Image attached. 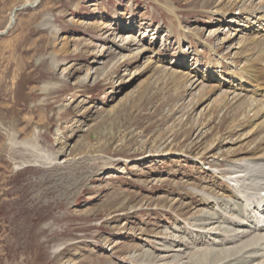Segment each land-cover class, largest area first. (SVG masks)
<instances>
[{
	"label": "rangeland",
	"instance_id": "rangeland-1",
	"mask_svg": "<svg viewBox=\"0 0 264 264\" xmlns=\"http://www.w3.org/2000/svg\"><path fill=\"white\" fill-rule=\"evenodd\" d=\"M156 1L0 0V264H264L263 234L224 240L239 201L220 191L264 153V110L230 118L237 94L264 106L231 76L264 26Z\"/></svg>",
	"mask_w": 264,
	"mask_h": 264
},
{
	"label": "bare ground",
	"instance_id": "bare-ground-1",
	"mask_svg": "<svg viewBox=\"0 0 264 264\" xmlns=\"http://www.w3.org/2000/svg\"><path fill=\"white\" fill-rule=\"evenodd\" d=\"M37 0H35L36 2ZM155 1L157 4L158 2L156 0H153ZM256 0H233V1H226V0H220L218 2V4L216 5V9L213 10V13H219L221 14L222 16H225L223 17V19L220 20V23L222 24H226V23H230L232 24L235 23L236 26L240 27V30L242 29H249L252 33H255V30H251V25L252 26H255L254 23H258L259 25H262L264 26V0H258L257 2H255ZM239 4H241L239 6ZM163 10L165 12H167L168 14H170L171 16L173 17H176V9L173 7V5L169 4L168 2H163L162 4H159ZM237 9V11L239 10V14L236 18L235 21H231V20H226V16L227 15H231V13L233 11H235ZM229 17V16H228ZM11 21V19H10ZM10 23V22H9ZM46 26V25H45ZM259 28V27H257ZM259 30V29H258ZM220 29L219 28H216L214 33L218 34L220 33ZM174 32V31H173ZM222 32V31H221ZM172 34V32H171ZM259 33L257 32L256 35H252L253 37L250 39V43L246 45V48L244 50V52L242 53L243 55H241V59H243V65L242 67H237V66H232L234 67L233 69L235 70L231 76L234 77L235 79L239 80V81H247L249 82L248 85H250L253 89H255L256 91H258L260 93V95L264 96V45H262V43L258 40H261V35L260 37H258V39H254ZM181 40V38H179V41ZM130 42L132 41H128V45L130 44ZM223 42H225V40H223ZM212 63V62H211ZM182 64V63H181ZM217 65H219V63H216ZM213 65V64H211ZM181 66V65H180ZM176 74H172V77L175 79ZM212 76V75H211ZM180 78V76L178 77ZM178 83V82H177ZM252 93V92H251ZM251 97H252V94H250ZM250 98H247L246 101H240L241 100V97H240V94H237L235 95V99H236V104H235V107H233V111H232V114L230 116V118H232V121L231 123L236 126L235 128H237L240 124H243L242 121H239V116L240 114H242L243 112H245L247 109H252V107L254 106L255 107V104L256 103V108H253L255 109L254 113V118L257 116L258 113H260L261 110H264V106H259L257 105V103L259 102L258 100H255V99H251ZM223 102V100H222ZM238 102V103H237ZM227 103V102H226ZM234 104V103H233ZM226 105V104H225ZM248 111V110H247ZM252 114V115H253ZM244 125V124H243ZM262 127L263 129V132H264V124H261V125H257L256 128L252 131V135L256 134L259 130V128ZM232 128V127H230ZM261 129V128H260ZM262 132V131H261ZM231 134L234 135L235 134V130L231 131ZM264 135V133H263ZM261 136V135H260ZM263 138H261L260 140H258V143L259 144H264V136H262ZM178 138V137H177ZM263 149V148H262ZM262 149H259L258 147H254L251 152L252 154H254V156H252L251 160L247 161L248 163H239V165L236 164V166H234L235 170L236 169H239V170H243L245 174H242L239 175L240 176H237L235 175L234 178L231 180L232 184H236L234 185V189H227V188H223V186L221 185L220 186V191H228L230 193V197H234L236 198L239 202L236 203V207L233 209V210H230L229 213H231V211L236 214L238 217L236 219L238 220H234L232 218H228L226 216V221L232 226L234 227L233 231L234 234L232 235H226L225 238L223 237L222 234H220V236H222L224 238V240L227 241L228 244H231L234 243L235 241H239L237 239H239L240 237H243V234L244 233H257L258 236L260 234H263L262 236H259L260 240H258L260 243H262L261 241L264 239V188H261L260 191H258L259 193L257 194H249L247 192H245L244 190L247 189V188H244V190H242V187L243 185H241V183H245V181L247 182H251V181H254L257 177H259L261 174H264V153L263 155L261 156H258L257 153L258 151L262 150ZM250 152V153H251ZM236 156V155H235ZM258 156V157H257ZM233 157V156H232ZM231 158V157H230ZM233 162V161H232ZM202 163V162H201ZM236 163V162H235ZM232 164V163H231ZM232 170V168H231ZM234 172V171H233ZM237 173V172H236ZM242 173V172H241ZM224 174L228 175V174H231V171L229 173V171H224ZM234 175V174H232ZM221 178H220V177ZM261 176H264V175H261ZM214 177L217 178V179H223L225 180V177L223 178L222 177V174L220 173H216V175L214 174ZM230 178V179H231ZM228 178V180H230ZM227 180V178H226ZM260 180V179H259ZM258 180V181H259ZM261 181V180H260ZM236 182V183H235ZM257 182V181H256ZM263 182V181H262ZM253 183V182H252ZM261 183V182H260ZM264 183V182H263ZM248 184V183H247ZM255 184V182H254ZM253 185V184H252ZM263 185V184H261ZM244 186H246L244 184ZM248 186V185H247ZM251 186V185H249ZM258 186V184H257ZM264 186V185H263ZM250 188V187H249ZM254 189L256 187H253ZM260 188V186H259ZM258 188V189H259ZM241 189V190H240ZM235 192H234V191ZM247 191V190H246ZM234 192V194H233ZM208 193V192H207ZM214 193V192H212ZM214 194H217V193H214ZM212 194V195H214ZM211 196V195H210ZM223 197V195L221 196ZM220 197V198H221ZM219 196H218V203H222L221 200L219 201ZM213 199V198H212ZM217 200V199H216ZM216 200H214L216 202ZM201 201H204V202H207L206 204L204 203H201V204H204L206 206L208 205H211V203H214L213 200L211 201V199L205 197V199H201ZM199 201V202H201ZM217 203V202H216ZM212 204V208L214 209L216 206ZM231 204V203H230ZM234 204V203H233ZM229 207V206H228ZM225 208V207H224ZM216 209V208H215ZM229 209V208H228ZM232 209V208H231ZM217 211V210H216ZM220 212V211H219ZM223 214V213H221ZM225 214V212H224ZM218 215V214H217ZM231 215H233L231 213ZM235 215V216H236ZM243 215V216H242ZM225 216V215H224ZM229 216V215H228ZM223 217V216H221ZM233 217V216H232ZM213 218V217H212ZM239 219H241L242 221H240ZM222 219L220 218V221ZM212 221V219H211ZM217 222V220H215ZM224 221H225V218H224ZM253 221H256L254 222L252 225L251 224H248V222H253ZM200 222V221H199ZM199 224V223H198ZM201 224V223H200ZM202 224H206V221L205 223H202ZM222 225H225L223 224V222L221 223ZM243 224V226L246 227V231L244 230H241V228H239L241 225ZM220 225V224H219ZM221 225V226H222ZM198 226V225H197ZM204 226V225H203ZM202 227V226H201ZM215 227V226H214ZM229 227V226H228ZM206 228V227H205ZM217 230H218V227L216 226ZM215 228V230H216ZM224 228V227H223ZM222 228V229H223ZM231 228V227H229ZM203 228H201L202 230ZM210 229H214V228H210ZM216 230V231H217ZM227 230H229L227 228ZM200 231V229L198 230ZM209 231V230H208ZM212 231V230H211ZM221 231V230H220ZM230 231V230H229ZM203 232V231H202ZM223 232V231H222ZM226 232V231H224ZM259 232H262V233H259ZM200 233V232H198ZM210 233V232H209ZM227 233V232H226ZM224 233V234H226ZM229 233V232H228ZM232 233V232H231ZM206 234V232H205ZM216 235V234H215ZM217 236V235H216ZM204 237H207V236H204ZM247 237V235H246ZM245 237V238H246ZM250 237V236H249ZM254 237V236H253ZM252 237V238H253ZM257 236L255 235V238ZM262 238V240H261ZM203 239V237H202ZM204 240V239H203ZM220 240V239H219ZM246 240V239H245ZM215 241V240H214ZM220 242V241H218ZM223 243V241H221ZM240 242V241H239ZM258 242V243H259ZM180 243V242H179ZM226 243V242H225ZM249 243V242H248ZM256 243V241H255ZM254 243V244H255ZM259 243V244H260ZM236 244V242L234 243ZM258 244V245H259ZM263 244V243H262ZM224 245V244H223ZM227 245V244H226ZM225 245V246H226ZM249 245V244H248ZM246 245V246H248ZM264 245V244H263ZM245 246V245H244ZM245 246V247H246ZM254 247V246H252ZM262 247V246H261ZM241 248V247H240ZM219 249H222L221 247H219ZM239 249V248H238ZM261 249V248H260ZM171 250V249H170ZM213 250V249H212ZM216 250V249H215ZM233 250V249H232ZM253 250V249H252ZM257 250V249H256ZM255 250V251H256ZM164 251H168V249H165ZM247 251V250H246ZM259 251V250H258ZM227 252V251H226ZM242 252H245V251H242ZM241 252V253H242ZM223 253V252H222ZM220 253V255L222 254ZM252 253V252H251ZM204 254V253H203ZM206 254V253H205ZM224 254V253H223ZM255 254V253H254ZM258 254V252H257ZM263 254V253H262ZM209 255V253L207 254ZM212 255V254H211ZM214 255V254H213ZM212 255V256H213ZM237 255V254H235ZM245 255V254H244ZM216 256V255H214ZM222 256V255H221ZM231 256V255H230ZM243 256V255H241ZM240 256V257H241ZM255 256V255H253ZM262 256V255H261ZM169 257V256H168ZM167 256L166 257H161L159 258V261H164L166 258H168ZM263 257V256H262ZM261 257V258H262ZM213 258V257H212ZM217 258V257H216ZM246 258V257H245ZM260 258V259H261ZM203 259V258H202ZM201 259V260H202ZM207 259V258H206ZM209 259V258H208ZM218 259V258H217ZM228 259V258H227ZM264 259V257H263ZM262 259V261H263ZM211 260V259H210ZM215 260V257L214 259ZM241 260V259H240ZM249 260H251V258H249ZM255 260V259H254ZM158 261V262H159ZM203 261H205L203 259ZM233 261V260H231ZM245 261V259H244ZM243 261V262H244ZM141 262V261H140ZM210 262V261H209ZM217 262V261H216ZM223 262V261H222ZM256 262H258L256 260ZM261 262V261H260ZM177 263V262H176ZM202 263V262H201ZM204 263V262H203ZM207 263V262H206ZM221 263V262H220ZM226 263V262H225ZM251 263V262H249ZM155 264H159V263H155ZM213 264V263H212ZM223 264V263H222ZM232 264V263H231ZM235 264V263H234ZM238 264V263H236ZM247 264V262L245 263ZM259 264V263H257ZM262 264V263H260Z\"/></svg>",
	"mask_w": 264,
	"mask_h": 264
},
{
	"label": "water",
	"instance_id": "water-1",
	"mask_svg": "<svg viewBox=\"0 0 264 264\" xmlns=\"http://www.w3.org/2000/svg\"><path fill=\"white\" fill-rule=\"evenodd\" d=\"M11 23H12V19H11Z\"/></svg>",
	"mask_w": 264,
	"mask_h": 264
}]
</instances>
